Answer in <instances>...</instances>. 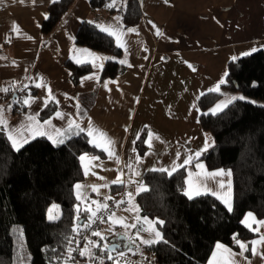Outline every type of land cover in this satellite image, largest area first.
Returning a JSON list of instances; mask_svg holds the SVG:
<instances>
[{
    "label": "crops",
    "instance_id": "1",
    "mask_svg": "<svg viewBox=\"0 0 264 264\" xmlns=\"http://www.w3.org/2000/svg\"><path fill=\"white\" fill-rule=\"evenodd\" d=\"M90 1L74 0L53 33L46 36L41 24L53 0H0V92L14 85L19 90L26 88L17 100L21 112L13 111L12 102L0 104V119L7 122L0 127L6 136L14 126L18 140L30 141L38 137L39 121L44 136L58 143L83 128L90 144L104 153V157L81 155L84 177L76 184L81 187L74 188L78 201L93 212L107 201L111 185L121 186L126 199L128 178L141 179L145 170L172 172L183 166L185 159H190L185 165V192L191 197L197 192L211 194L232 206L229 171L207 169L202 160H196L206 146L199 148L196 156L197 152L180 141L188 137V129L200 136L204 133L197 99L217 86L215 92L222 91L219 82L228 62L253 48L264 50V0H137L141 19L127 28L121 22L126 0H109L103 7H92ZM84 20L112 25L111 36L124 54L110 55L77 44L75 33ZM107 60L126 61L120 63L125 70L115 78L101 80ZM66 62L90 64L91 70L73 84ZM26 99L29 105H25ZM50 102L56 105L55 111L45 119L36 116ZM57 113L65 118H58ZM29 115L36 119L29 121ZM44 120L50 123L43 125ZM143 130L147 151L139 155L135 144ZM101 133L115 141L111 157ZM118 175L122 183H112ZM124 209L127 206L118 210ZM248 214L249 224H244L260 233L251 241V255L217 243L222 247L215 245L207 264H264V241L260 239L264 237V219ZM109 220L95 232L103 231L104 237L118 233L119 226H108Z\"/></svg>",
    "mask_w": 264,
    "mask_h": 264
},
{
    "label": "trees",
    "instance_id": "2",
    "mask_svg": "<svg viewBox=\"0 0 264 264\" xmlns=\"http://www.w3.org/2000/svg\"><path fill=\"white\" fill-rule=\"evenodd\" d=\"M90 2L92 7H103L109 0ZM73 3L74 0L52 2L41 24L42 34L51 35ZM140 19L137 0H126L121 16L123 27L133 26ZM88 22L91 21L84 20L79 25L77 44L110 55L124 54L112 36L95 28L96 23ZM65 65L73 84L91 70L90 64ZM124 70V65L107 60L100 79L115 78ZM226 73L221 92L207 91L197 99L198 121L211 136L212 144L196 160H202L209 170L229 171L232 211L214 195H185V165L172 172L145 170L141 175L144 189L135 195V201L140 216L155 220L160 229L161 239L144 245L155 264H207L217 243L239 251L237 241L246 245L244 253L249 257L251 241L260 235L243 223V217L249 212L257 220L264 219V50L229 61ZM25 89L10 99L16 113L23 110L17 100ZM225 91L237 92L245 99L231 100L219 112L211 113L209 109ZM55 109L53 102L48 103L39 118H47ZM145 139L143 130L135 144L139 155L147 151ZM84 153L104 157L84 132L67 137L62 144L38 136L18 151L5 131L0 132V264H22L25 252L30 256L29 264H87L92 260L88 261L86 252L81 256L80 251L85 240L93 239L92 232L108 218L83 228L93 212L78 201L74 192L84 177L80 163ZM108 197L104 203L121 197L120 208L126 206L121 186L111 185ZM53 202L59 205L60 214L48 219V206ZM85 232L87 236L83 237ZM116 236H107L108 243ZM119 250H105L111 259L107 257L101 264H118L113 257Z\"/></svg>",
    "mask_w": 264,
    "mask_h": 264
},
{
    "label": "rangeland",
    "instance_id": "3",
    "mask_svg": "<svg viewBox=\"0 0 264 264\" xmlns=\"http://www.w3.org/2000/svg\"><path fill=\"white\" fill-rule=\"evenodd\" d=\"M233 97H240V94L237 92L225 91L223 93L222 98L211 107V110L213 112H219L228 104V101L232 100ZM9 102L10 101L6 102L7 105ZM217 106H221V107L217 109ZM203 132L204 133H202L200 136L198 133H195L192 130L188 129V132L186 133L188 137H185V139L180 142L182 145L184 146L188 145L190 149H193L192 152H197L198 150H200L199 148H204L205 146L207 148L212 144V139L211 136L208 134V132L205 131ZM204 135L208 137V141L205 140ZM177 137L178 136H176V138ZM148 165L149 164H147L146 167ZM128 180L130 182V185H128V187L126 188L127 209L124 210L117 209L115 213L111 216V219L108 222L109 223L108 226L110 225L112 228L113 225L119 226L120 229L117 230L118 233H116V235H124L126 238L132 241L133 248H131V250L138 252L140 254H145L143 250V246L146 244H142L141 240L154 239L155 232L157 231L160 232V229L158 223H156L155 220L149 218H142L139 214V209L135 201V195L144 189L140 177H138L137 179H134L132 177L130 179L128 178ZM231 195H232V191L230 189L229 191L230 199H231ZM50 210L53 219L59 216L60 207L57 203L53 202L48 206V210H47L48 219L50 215ZM247 213L243 217V223L249 224V218L246 217ZM103 234L104 232L101 231L100 236H96L95 239L89 238L85 240L82 249L83 250L87 249L86 254L88 257V261L90 259L93 260V261L90 260L89 262H87V264H101L104 259L110 256V254L104 250L109 243L107 237L106 236L104 237ZM101 236L104 237V239H101ZM160 239H161V233H160ZM89 241H91V243H89ZM93 244H98L99 247H93L92 246ZM29 261H30V256L27 252H25L22 264H29Z\"/></svg>",
    "mask_w": 264,
    "mask_h": 264
},
{
    "label": "snow or ice",
    "instance_id": "4",
    "mask_svg": "<svg viewBox=\"0 0 264 264\" xmlns=\"http://www.w3.org/2000/svg\"><path fill=\"white\" fill-rule=\"evenodd\" d=\"M19 2H20V3H23L24 0H19ZM53 2H57V0H53ZM46 18H47V17H46ZM88 23H91V22H88ZM94 27L97 28V29H99V31L102 32V33H103V32H107L109 36L112 35V31H110V29L112 28V25H109L108 27H105V26H102V25H94ZM13 30H15V22H14V24H13ZM128 31H129V32H132L133 29L129 28ZM256 51H257V49H256V48H253V49H251L250 52H245L243 55H245V56H246V55H250L251 53H254V52H256ZM96 59H99V57H96ZM162 59H163V58H162ZM234 59H235V58H234ZM77 63H80V61H77ZM120 63L123 64V63H126V61L121 60ZM224 75L226 76L227 73H225ZM90 78H91V77H90ZM224 83H225V80H224V79H221L220 82H219L220 85H223ZM36 86H37V87H40V85H36ZM105 86H107V85H105ZM25 87H27V86H25ZM218 87H219V86H217V89H213V90H214V91H215V90H218ZM3 91L7 92L8 89H3ZM49 94H51V89H49ZM49 98H51V95H49ZM237 99H238V100H244L245 98H244L243 96H241V97H233V98H232V100H237ZM24 103H25V105H29V100H27V99L24 100ZM228 103H231V100L228 101ZM9 107H11V105H9ZM220 107H221V106H217V109H219ZM38 115H39V113H36V116H38ZM36 116L29 115V116H28V120H29V121H33V120L36 119ZM57 117H58V118H61V119L65 118V117L61 116L60 113H57ZM36 122H37V125H38V128H37V130H36V135H37V136H44V135H46V133H45L44 131L40 130V127H39V123H40V122H39V121H36ZM6 123H7L6 121H4L3 119H0V125H4V124H6ZM49 123H50L49 120H44V121H43V125H48ZM71 127H72V124L70 123V124H69V128H71ZM76 127H79V125H76ZM88 128H89V129H92L91 122H89V124H88ZM3 131H4V129H3L2 127H0V132H3ZM15 131H16V129H15V127L13 126L12 130L8 132V137H7V138H8V140L11 142L12 147H13L15 150L18 151L21 147H23V146H24L25 144H27L29 141H28L27 138L23 139L22 141H21V140H18V139L14 136V134H13ZM80 131L83 132L84 129L81 128ZM91 134H92V132L90 131V132H89V135H91ZM57 135H60V131H59V130H57ZM101 135H104L105 140H106L107 144L109 145V148H108V149H105V150L109 152V156H110V157L113 156V155H114V152L111 150V147L115 144V141H113L110 137H107L106 134L101 133ZM48 138H49V139H52L51 136H49ZM55 142H57V141H54V143H55ZM58 143H61V144H62V143H64V140H63V139H60V140L58 141ZM199 155H200V153L197 152V153H196V156H199ZM80 159L83 160V159H84V156H81ZM137 159H139V158H137ZM116 162L119 163L118 160H117ZM183 163H184V165L189 164V163H190V159H185V160L183 161ZM101 179H103V178L101 177ZM112 183H122V180H121L120 176L118 175V176L116 177V179H115L114 181H112ZM80 187H81L80 185H76V188H80ZM93 188L96 189V186H93ZM129 195H130V194H129ZM185 195H189V198H191V195L189 194V192H185ZM197 195H199L198 192H197ZM105 199H106V200H107V199H110V197H106ZM120 203H123V201H118V202H117V204H120ZM224 203L226 204V206H227V208H228V211H232L231 204H230L228 201H224ZM53 207H55V206H53ZM102 207L106 209V208L108 207L107 203H105ZM99 210H100V209L98 208V209H97V212H98ZM251 215H252L251 213L248 214L249 217H251ZM94 218H96V219H100L101 222H103L102 217H97V216H96V212H92V213L89 215V218H88L89 222H88V223H85V224L83 225V228H84V229H88V228H90L91 225H92V223H95V219H94ZM49 219H53V216L51 215V210H50ZM109 219H111V217H109ZM160 223L162 224V222H160ZM262 223H264V222H262ZM133 226H134V225H133ZM92 235H93V236H100V233H99V232H92ZM150 235H151V232H150ZM101 239H104V237L101 236ZM159 239H160V232L157 231V232H155V238H154V239H144V240H141V243H142V244L150 245V244H152V243H156V242H158ZM260 239H261V241H264V237H261ZM89 243H91V241H89ZM237 243L240 244L241 254H243V251L246 249V245L241 244L239 241H237ZM254 243H255V242H254ZM92 246H93V247H99L98 244H93ZM119 247H120V246H119L118 244H114V245L111 246V248H107V247H106L104 250H107V251L111 252V251H114L116 248H119ZM126 247H127V245H126ZM220 247H222V245L217 244V248H220ZM86 250H87V249H85V250H81V251H80V255H81V256H84ZM252 251H253V254H255V247H253ZM109 259H111V256H109Z\"/></svg>",
    "mask_w": 264,
    "mask_h": 264
},
{
    "label": "built area",
    "instance_id": "5",
    "mask_svg": "<svg viewBox=\"0 0 264 264\" xmlns=\"http://www.w3.org/2000/svg\"><path fill=\"white\" fill-rule=\"evenodd\" d=\"M19 91V87L17 85L11 86L7 92L3 91L0 92V104L10 101L12 96L16 94V92ZM118 201H122L121 197H117L114 199V201L107 203L108 207L105 209L102 206L99 209V211L96 212L97 217H102L103 221L107 218H109L117 208H120L123 206V203L117 204ZM95 219V223L101 222L100 219ZM87 236V232L83 233V237ZM113 260L115 263L118 264H155L154 258L151 255L148 254H140L138 252H135L131 249H120L115 256L113 257ZM73 264H78V261H74Z\"/></svg>",
    "mask_w": 264,
    "mask_h": 264
},
{
    "label": "water",
    "instance_id": "6",
    "mask_svg": "<svg viewBox=\"0 0 264 264\" xmlns=\"http://www.w3.org/2000/svg\"><path fill=\"white\" fill-rule=\"evenodd\" d=\"M13 97H16V94H14ZM120 242H122V246H120ZM114 244H118L120 246L119 248H116V249H126V248L131 249V248H133V245L128 244V240H127V238L124 235H117L116 236V240L115 239H111V241L108 244L107 248H111V246L114 245ZM126 245H127V247H126Z\"/></svg>",
    "mask_w": 264,
    "mask_h": 264
},
{
    "label": "flooded vegetation",
    "instance_id": "7",
    "mask_svg": "<svg viewBox=\"0 0 264 264\" xmlns=\"http://www.w3.org/2000/svg\"><path fill=\"white\" fill-rule=\"evenodd\" d=\"M116 240V239H115ZM120 246H122V242H120Z\"/></svg>",
    "mask_w": 264,
    "mask_h": 264
}]
</instances>
